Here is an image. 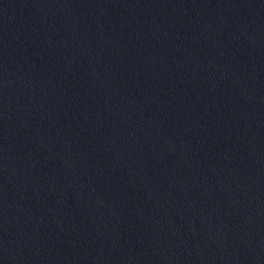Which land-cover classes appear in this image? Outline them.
Returning a JSON list of instances; mask_svg holds the SVG:
<instances>
[{
	"label": "water",
	"instance_id": "1",
	"mask_svg": "<svg viewBox=\"0 0 264 264\" xmlns=\"http://www.w3.org/2000/svg\"><path fill=\"white\" fill-rule=\"evenodd\" d=\"M0 264H264V0H0Z\"/></svg>",
	"mask_w": 264,
	"mask_h": 264
}]
</instances>
